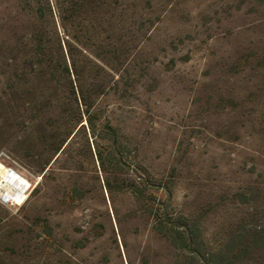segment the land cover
Returning <instances> with one entry per match:
<instances>
[{
    "label": "rangeland",
    "instance_id": "obj_1",
    "mask_svg": "<svg viewBox=\"0 0 264 264\" xmlns=\"http://www.w3.org/2000/svg\"><path fill=\"white\" fill-rule=\"evenodd\" d=\"M109 1L125 19L120 86L134 75L137 91L108 100L126 148L99 147L103 169L87 130L49 147L45 91L34 101L26 71L1 64L33 29L28 1L0 0V164L27 185L21 203L0 197V264H264V0ZM165 205L190 253L154 229Z\"/></svg>",
    "mask_w": 264,
    "mask_h": 264
},
{
    "label": "trees",
    "instance_id": "obj_2",
    "mask_svg": "<svg viewBox=\"0 0 264 264\" xmlns=\"http://www.w3.org/2000/svg\"><path fill=\"white\" fill-rule=\"evenodd\" d=\"M27 1L30 10L26 16L33 29L13 44L12 58L6 61L3 58L1 64L15 72V76L20 68L26 71L25 79L34 101L37 85L45 91L47 107L42 115L52 121L49 131L53 139L49 147L53 153H62L76 133L87 130L94 138L95 152L104 169L99 147L107 150L109 160L115 153L122 159L126 148L118 136L119 127L112 123L114 112L109 107L115 104L108 100L120 91L130 95L137 91L134 75L123 82L124 88L120 86L123 80L119 60L127 45L123 8L118 1L109 0H42L38 17L33 0ZM4 76L5 71L0 107L6 106L10 111L7 87L12 85ZM25 107L24 111L30 112L34 104ZM105 188L109 189L108 181ZM154 229L170 240L177 251L190 253L192 233L173 223L167 205L154 214ZM178 257L179 264H200L196 254Z\"/></svg>",
    "mask_w": 264,
    "mask_h": 264
},
{
    "label": "bare ground",
    "instance_id": "obj_3",
    "mask_svg": "<svg viewBox=\"0 0 264 264\" xmlns=\"http://www.w3.org/2000/svg\"><path fill=\"white\" fill-rule=\"evenodd\" d=\"M27 185L15 172L0 164V197L13 203H21L25 198Z\"/></svg>",
    "mask_w": 264,
    "mask_h": 264
}]
</instances>
